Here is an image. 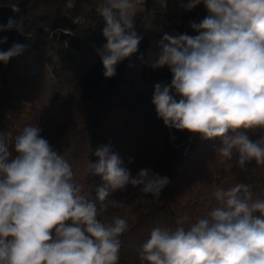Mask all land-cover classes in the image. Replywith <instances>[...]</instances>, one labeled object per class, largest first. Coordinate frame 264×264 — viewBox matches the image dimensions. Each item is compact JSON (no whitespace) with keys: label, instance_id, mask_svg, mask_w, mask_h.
Returning a JSON list of instances; mask_svg holds the SVG:
<instances>
[{"label":"clouds","instance_id":"clouds-1","mask_svg":"<svg viewBox=\"0 0 264 264\" xmlns=\"http://www.w3.org/2000/svg\"><path fill=\"white\" fill-rule=\"evenodd\" d=\"M146 0H103L96 11L106 43L96 49L106 79L117 65L138 52L142 37L135 17ZM203 4L207 15L190 21L197 35L165 33L149 52L153 68L168 66L170 84L154 85L152 104L164 125L219 139L217 154L236 158L240 168L252 160L264 165V0H188L191 11ZM24 18H9L0 31L23 33ZM7 37L0 38V44ZM25 44L0 51L7 64ZM143 60V54L139 57ZM179 97V99H177ZM39 126H26L11 144L0 132V264H119L127 219L99 217L111 192L139 187L138 202L159 199L167 176L141 169L135 176L110 146H99L88 176H98L95 197L84 192L72 166L41 136ZM131 158L129 163H131ZM253 185L237 183L212 193L215 205L203 217L187 214L175 227H154L139 249L141 264H264V199L253 198ZM259 213V215H256Z\"/></svg>","mask_w":264,"mask_h":264},{"label":"trees","instance_id":"trees-1","mask_svg":"<svg viewBox=\"0 0 264 264\" xmlns=\"http://www.w3.org/2000/svg\"><path fill=\"white\" fill-rule=\"evenodd\" d=\"M103 0H0V25L9 18H24L23 33L0 31V51L13 43L27 45L5 65L0 62V132L11 144L26 126H39L41 136L72 166L84 192L95 197L102 185L98 176H88V163L95 150L110 146L131 174L149 169L167 176L170 183L159 199H144L139 187L126 186L111 192L100 219H127L129 231L120 239L119 264H141L139 249L154 227L174 228L177 217H203L215 205L212 193L237 183L253 185V198L264 199V165L254 160L240 168L236 158L217 154L219 139L203 140L199 134L166 127L152 104L154 85L170 84L168 66L153 68L145 58L150 37L135 22L142 37L138 52L117 65L110 79L103 75L96 49L106 39L105 23L96 8ZM150 0H146L145 9ZM188 0H165L164 22L177 34L197 35L190 21L200 22L208 13L203 4L185 10ZM143 54L144 59L139 57ZM179 99V97H177ZM252 140L264 131L247 133ZM131 158L132 162L129 163ZM259 215V213H256Z\"/></svg>","mask_w":264,"mask_h":264},{"label":"crops","instance_id":"crops-1","mask_svg":"<svg viewBox=\"0 0 264 264\" xmlns=\"http://www.w3.org/2000/svg\"><path fill=\"white\" fill-rule=\"evenodd\" d=\"M164 17L165 0H150L145 11L137 14L135 21L138 25L140 23L139 27H141L144 32L149 29V31H153V37L160 40L165 33L173 35L174 32L171 28H169L167 23L164 22V19H162ZM149 35L150 34H148V36ZM157 51L158 50L155 52Z\"/></svg>","mask_w":264,"mask_h":264},{"label":"rangeland","instance_id":"rangeland-1","mask_svg":"<svg viewBox=\"0 0 264 264\" xmlns=\"http://www.w3.org/2000/svg\"><path fill=\"white\" fill-rule=\"evenodd\" d=\"M136 22V21H135ZM139 25H140V23H139ZM153 31H149V29L145 32V33H147V34H150L149 35V37H150V44L146 47V49H145V58L147 59V60H149L148 59V55H149V52H155L156 50H158L157 49V47H156V43L159 41V40H157L155 37H153V33H152ZM173 35H176V33H175V31L173 32Z\"/></svg>","mask_w":264,"mask_h":264},{"label":"built area","instance_id":"built-area-1","mask_svg":"<svg viewBox=\"0 0 264 264\" xmlns=\"http://www.w3.org/2000/svg\"><path fill=\"white\" fill-rule=\"evenodd\" d=\"M162 19H164V18H162Z\"/></svg>","mask_w":264,"mask_h":264}]
</instances>
